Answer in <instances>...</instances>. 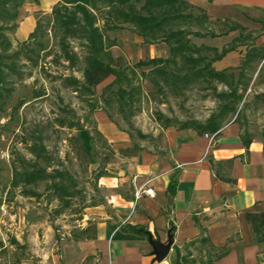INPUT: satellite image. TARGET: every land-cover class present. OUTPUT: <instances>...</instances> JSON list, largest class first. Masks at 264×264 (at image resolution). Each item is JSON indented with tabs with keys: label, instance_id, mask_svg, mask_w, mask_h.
I'll list each match as a JSON object with an SVG mask.
<instances>
[{
	"label": "rangeland",
	"instance_id": "obj_1",
	"mask_svg": "<svg viewBox=\"0 0 264 264\" xmlns=\"http://www.w3.org/2000/svg\"><path fill=\"white\" fill-rule=\"evenodd\" d=\"M28 3V7L23 8L27 6V3H23L18 10L15 30L8 32L13 51L29 36L26 33L29 25L25 23V16L33 15L35 24L37 20L45 21L50 16L52 1L42 0V9H36L39 4L36 6L32 2ZM209 18L211 30L219 34L218 22L224 20V17L217 15ZM257 19L264 20V15L257 16ZM243 23L257 36L255 45L264 47V28L254 24L249 17H245ZM106 36L108 42L114 44L109 52L117 67L168 58V49L164 44H144L129 25L108 32ZM236 36L237 33H231L214 39L190 38V43L220 51ZM43 42L50 56L40 60L38 68L18 63L23 78L15 80L9 87L13 91L0 111V264H48V256L58 255L66 242L78 238V226L85 215L84 208L101 204L104 199L98 186L100 178L97 179V176L102 173V177H109L119 168L125 169V159L137 158L139 153L151 149L158 150L161 128L155 121L157 114L178 122L195 120L203 123L216 111L218 105L206 89L195 87L180 94L168 90L161 92L152 85L150 78L141 76L138 81L142 91L140 112L125 121L118 114L115 104L108 107L102 100L103 89L112 82L111 77L102 79L92 96L63 88L60 77H75L82 81V75L67 63L56 60L57 46L51 35ZM72 46L76 52H80L76 42ZM244 53V48H238L213 67L217 71L237 70ZM259 68L260 65L245 94L246 102H252L251 107L235 126L240 132L242 127L247 129L264 145V102L261 98L253 100L256 94H264V70L257 76ZM148 70L144 68L141 71L145 73ZM217 89L224 90L221 86ZM33 92L43 94V97L36 99ZM61 119L72 122L75 128H60L58 121ZM78 128L87 133L86 137L79 135ZM138 132L147 139L140 140ZM37 135L42 136L43 145L51 159L49 171L66 170L77 183V194L71 201V207L60 214L61 206L51 199L43 185L33 188L41 194L40 199L25 198L19 191L9 189L12 164H17L20 157L31 159L27 146ZM206 140L207 147L212 148L214 140ZM148 190L141 187L135 191L134 208ZM229 227L230 240H227L224 247L213 248L209 243L205 245L196 241V245H190L192 252L185 249L187 254L193 256H184L187 264H214L227 256V250L233 253L225 258L226 264H264V206L236 215L234 224ZM169 230L172 233L173 229ZM152 236L162 243L167 241L158 234ZM128 237L145 241L133 235ZM13 240L18 246L11 245ZM171 254L174 256L173 249ZM40 255L43 257H37Z\"/></svg>",
	"mask_w": 264,
	"mask_h": 264
},
{
	"label": "trees",
	"instance_id": "obj_2",
	"mask_svg": "<svg viewBox=\"0 0 264 264\" xmlns=\"http://www.w3.org/2000/svg\"><path fill=\"white\" fill-rule=\"evenodd\" d=\"M25 2L37 4L38 0H0V111L13 91L9 87L15 80L23 78L18 63L38 68L39 61L50 56L43 42L49 35L56 42V60L77 69L83 78L80 81L75 77H60L62 87L92 96L101 80L111 77L112 82L103 89L102 100L108 107L115 104L118 114L125 121L140 112L142 91L138 81L141 76L150 78L152 85L161 92L168 90L180 94L195 87L206 89L218 104L216 111L203 123L195 120L178 122L159 113L155 121L162 130H192L199 135H214L215 138L225 124L231 121L238 124L243 113L251 107L252 102H246L245 94L257 67L260 65L257 76L264 70V47L256 46L254 41L257 36L237 22L227 19L218 22L220 33L216 34L210 28L207 12L186 0H58L52 6L50 16L45 21L37 20L27 40L13 51L8 32L15 30L18 10ZM258 23L264 28V21ZM127 25L144 44H164L168 49V58L117 67L109 52L114 44L108 42L106 35ZM231 33H237V36L220 51L190 43V38L214 39ZM73 42L78 44L79 53L72 46ZM238 48H244L245 53L237 70H215V63ZM144 68L149 70L144 73L141 71ZM218 86L224 90L218 91ZM32 95L36 99L43 97L38 92ZM260 98L264 102V94H256L253 100ZM58 123L60 128H75L72 122L66 120L61 119ZM77 131L80 136L86 137L87 133L81 128ZM137 136L140 140L147 139L140 132ZM239 138L248 151L252 134L242 127ZM27 150L31 159L20 157L17 164L11 166L9 189L19 191L25 198L40 199L41 194L33 188L43 185L51 199L61 206L59 214L69 209L77 194L76 181L66 170L49 171L51 159L41 135L34 136ZM102 175L99 174L97 179ZM167 194L171 203L175 195L174 185L168 186ZM97 205L100 203L84 209ZM125 235L146 238L143 230L129 225L121 228L115 238L121 239ZM207 242L201 239L199 243ZM11 245L18 246V243L13 240ZM187 263L176 251L172 264Z\"/></svg>",
	"mask_w": 264,
	"mask_h": 264
},
{
	"label": "crops",
	"instance_id": "obj_3",
	"mask_svg": "<svg viewBox=\"0 0 264 264\" xmlns=\"http://www.w3.org/2000/svg\"><path fill=\"white\" fill-rule=\"evenodd\" d=\"M49 1L50 12L58 0ZM186 1L209 16H223L242 26L245 17L254 24L264 21L257 19L264 15V0ZM25 3L23 8L29 5ZM38 4L36 9H42V0L34 3ZM25 23L29 25L28 35L35 27L33 15L25 16ZM240 133L234 123L225 124L209 149L205 135L161 129L157 151L151 149L137 158L125 159V169L99 179L103 202L85 209L79 237L66 242L58 255L48 256L47 263L172 264L176 251L181 258H193L185 249L192 252L190 245L201 239L213 248L224 247L230 240L229 226L235 216L264 206V145L253 137L246 151ZM171 184L175 195L170 203L167 189ZM141 187L152 190L151 196L143 194L134 208V193ZM127 225L141 226L138 229L166 240L172 228L174 243L168 257L155 262L147 238H115ZM231 251L225 252L226 257L232 255ZM225 258L214 264H226Z\"/></svg>",
	"mask_w": 264,
	"mask_h": 264
},
{
	"label": "water",
	"instance_id": "obj_4",
	"mask_svg": "<svg viewBox=\"0 0 264 264\" xmlns=\"http://www.w3.org/2000/svg\"><path fill=\"white\" fill-rule=\"evenodd\" d=\"M143 232L152 250V256L154 257V261L157 263L163 262L168 257L171 247L173 246L174 243V238H173V234L171 233V230L167 232L166 243H162L159 240L153 238V236L146 231Z\"/></svg>",
	"mask_w": 264,
	"mask_h": 264
},
{
	"label": "built area",
	"instance_id": "obj_5",
	"mask_svg": "<svg viewBox=\"0 0 264 264\" xmlns=\"http://www.w3.org/2000/svg\"><path fill=\"white\" fill-rule=\"evenodd\" d=\"M204 137H205V139H210L211 141L214 140V135L213 136L205 135ZM151 192L152 191H150V190L146 191V195L151 196ZM60 240L63 241V238H61Z\"/></svg>",
	"mask_w": 264,
	"mask_h": 264
}]
</instances>
